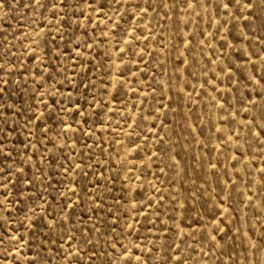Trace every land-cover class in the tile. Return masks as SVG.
Returning a JSON list of instances; mask_svg holds the SVG:
<instances>
[{
  "label": "rangeland",
  "instance_id": "rangeland-1",
  "mask_svg": "<svg viewBox=\"0 0 264 264\" xmlns=\"http://www.w3.org/2000/svg\"><path fill=\"white\" fill-rule=\"evenodd\" d=\"M218 2L0 0V264H264V4Z\"/></svg>",
  "mask_w": 264,
  "mask_h": 264
},
{
  "label": "snow or ice",
  "instance_id": "snow-or-ice-1",
  "mask_svg": "<svg viewBox=\"0 0 264 264\" xmlns=\"http://www.w3.org/2000/svg\"><path fill=\"white\" fill-rule=\"evenodd\" d=\"M261 3L264 4V0H261ZM236 8L239 12L240 8L252 9L255 7L253 0H244L243 5H241V0H219L217 4V9H223L225 14L228 13L230 8ZM261 64L264 65V60L261 61ZM231 70L229 66V71ZM223 71V69H221ZM255 71V70H254ZM262 88H264V82H262ZM257 95H261L257 93ZM249 103L252 109H257L254 114L246 121V124L249 126L248 135L251 136L254 142L258 143L261 147H264V100L261 101L260 105H257L255 101L251 100V97L248 98ZM248 108H245V112H248ZM255 129V131H252ZM239 139V137H237ZM261 172L264 173V169H261ZM261 180L264 181V175L261 176Z\"/></svg>",
  "mask_w": 264,
  "mask_h": 264
}]
</instances>
